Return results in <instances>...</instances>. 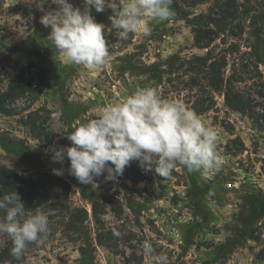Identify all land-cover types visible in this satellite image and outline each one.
<instances>
[{
    "label": "rangeland",
    "instance_id": "obj_1",
    "mask_svg": "<svg viewBox=\"0 0 264 264\" xmlns=\"http://www.w3.org/2000/svg\"><path fill=\"white\" fill-rule=\"evenodd\" d=\"M69 2L82 11L86 7L84 0ZM170 7L168 20L144 18L150 35L137 31L126 39L112 27L110 8H91L95 21L104 25L109 50L108 66L95 70L70 64L55 51L51 29L40 22L58 8L52 0H0V88L7 90L18 64L39 65L52 79L36 99L26 94L11 103L19 115L0 113V164L20 172L57 169L70 180V160L65 156L62 163L55 162L54 150L72 146L67 136L74 126L143 87L153 88L161 99L201 111L195 113L215 129L216 151L222 158L218 171L189 172L178 165L169 180L157 177L155 165L139 182L119 175L107 192L94 182L73 184L65 215L45 214L52 231L19 258L13 255L0 264H153L142 249L146 240L155 255L166 257L164 264H264V130L229 109L224 93L214 92L197 69L204 70L210 58L236 43L238 52L229 55L230 62L245 55L250 65L246 83L237 87L256 111L264 107V0L196 5L193 0H171ZM224 9H230L231 17ZM209 17L223 26L212 24L219 38L199 49L194 28ZM256 66L263 77L252 80ZM32 111L52 133L51 142L34 138L30 126L23 124ZM93 202L104 209L98 216L102 224L96 223ZM74 208L80 218L87 212L84 223L73 219ZM114 229L121 235L115 236ZM9 239L0 232L1 249Z\"/></svg>",
    "mask_w": 264,
    "mask_h": 264
},
{
    "label": "clouds",
    "instance_id": "obj_2",
    "mask_svg": "<svg viewBox=\"0 0 264 264\" xmlns=\"http://www.w3.org/2000/svg\"><path fill=\"white\" fill-rule=\"evenodd\" d=\"M58 8L41 18V24L51 29L50 40L56 52L70 64L101 70L108 66L109 50L103 35L104 25L97 23L91 8L102 12L110 8L112 27L120 30V38L142 31L150 35L146 17L162 22L172 15L171 0H84L82 11L69 0H52ZM67 136L70 147L54 150L53 159L70 160V174L81 184H90L94 177L107 173L106 180H115L132 161H138L145 171H155L169 177L178 165L189 172L219 170L222 158L216 151L217 133L206 127L199 116L174 100L161 99L151 87L137 88L122 102L109 104L99 115L73 127ZM114 165L111 167L109 165ZM55 175H62L54 169ZM0 210L6 215L0 220V232L13 242L12 253L20 257L27 244L35 242L49 231L47 215L37 213L25 217L24 206L17 193L0 197ZM115 236L121 233L113 230ZM145 255L153 264H164L166 257L154 254L149 241L142 244Z\"/></svg>",
    "mask_w": 264,
    "mask_h": 264
},
{
    "label": "trees",
    "instance_id": "obj_3",
    "mask_svg": "<svg viewBox=\"0 0 264 264\" xmlns=\"http://www.w3.org/2000/svg\"><path fill=\"white\" fill-rule=\"evenodd\" d=\"M207 0H193L194 4H201ZM230 1V0H229ZM233 3V0H231ZM233 8V5L226 4V8ZM177 8L180 9V7ZM225 10V9H224ZM226 12L228 17H231L230 9L222 11ZM212 24L217 26H223L220 21H215L211 17L202 24L200 27L194 28V43L199 49H207L214 44L219 38L218 33L212 27ZM264 42V39L262 40ZM238 52L236 43H231L227 48V52L221 56L210 58V62L204 70L197 67L199 72L205 73V78L208 80L209 87L214 92H223L225 95V105L238 112L241 117H247L251 120L253 127L264 130V107L260 111H256L251 104V100L247 97L240 87L237 85H244L246 83L249 64L245 60V55L241 58L235 57L231 63L229 55ZM228 67H230L228 69ZM255 76L251 79L263 77L259 72V67L256 66ZM228 72V73H227ZM52 79L48 72L39 65L30 64H18L15 74L12 75L7 83V90L0 88V113L6 116H17L18 110L12 106V102L22 98L26 94H31L36 99L47 88L51 86ZM260 97L264 100V93L260 92ZM264 104V101H263ZM193 110L201 114L198 109ZM210 110V108L208 109ZM23 124L30 126L34 138L45 140L47 143L53 140V135L49 132L48 128L42 125L37 111H32L23 117ZM114 167V165H111ZM150 171H145L139 166L138 161H132L129 166H126L123 170V175L126 179L133 182H139L145 178ZM155 174L161 180H169L171 175L167 178L160 176L156 171ZM107 173L94 177L93 182L96 183L104 192L110 191L113 186L112 180H106ZM66 179L60 175H55L50 170H28L20 172L16 168L8 167L0 164V197L17 193L19 202L24 206L25 217L28 215H35L38 212L43 214L60 213L54 215L55 217L64 216L67 209L70 207V201L75 190L73 184H79V181L68 172ZM92 210L95 216L96 223H101L98 216L104 214V209L97 202L92 203ZM79 209L74 208L72 212L73 219L84 223L87 220V212L84 218H80ZM6 213L0 210V220L4 218ZM49 231H52V227L49 226ZM46 235L42 236L46 237ZM39 238V239H41ZM38 239V240H39ZM36 242V241H35ZM34 242L27 244L26 248L32 245ZM25 248V249H26ZM13 242L10 237L7 245L4 249H1L0 243V261L10 260L12 254Z\"/></svg>",
    "mask_w": 264,
    "mask_h": 264
}]
</instances>
